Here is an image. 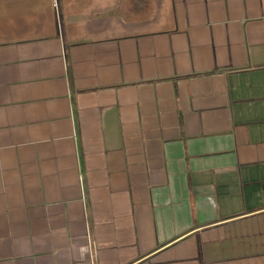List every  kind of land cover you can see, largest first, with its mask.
<instances>
[{"label":"crops","instance_id":"obj_1","mask_svg":"<svg viewBox=\"0 0 264 264\" xmlns=\"http://www.w3.org/2000/svg\"><path fill=\"white\" fill-rule=\"evenodd\" d=\"M0 264H264V0H0Z\"/></svg>","mask_w":264,"mask_h":264}]
</instances>
